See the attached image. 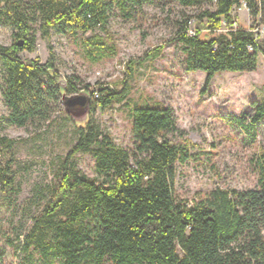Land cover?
<instances>
[{
  "label": "trees",
  "instance_id": "1",
  "mask_svg": "<svg viewBox=\"0 0 264 264\" xmlns=\"http://www.w3.org/2000/svg\"><path fill=\"white\" fill-rule=\"evenodd\" d=\"M159 1L0 0V26L15 30L12 45L0 46V92L9 123L22 128L36 120L47 122L57 98L75 91L61 79L50 48L45 65L19 58L21 52L35 51L36 30L46 39L52 33L77 39L97 28L106 30L113 9L133 18ZM169 1L197 11L184 17L176 40L186 56V71L206 74L205 89L217 74L256 70L258 55L264 56L257 32L264 26V0ZM242 2L253 21L247 29L234 28L233 12ZM84 42L92 51L103 50L97 37ZM96 94L98 105L107 108L125 101L128 91L105 86ZM249 106V115L227 121L255 137L264 123V98ZM67 113L76 144L55 176L47 202L19 241L22 264H264V151L257 162L258 189L217 187L190 206L175 194L176 168L199 151L177 127L171 108H130L131 151L114 145L87 112ZM16 145V140L0 136V190L7 194L17 186L12 169ZM79 152L91 154L96 177L76 170L71 160Z\"/></svg>",
  "mask_w": 264,
  "mask_h": 264
},
{
  "label": "rangeland",
  "instance_id": "2",
  "mask_svg": "<svg viewBox=\"0 0 264 264\" xmlns=\"http://www.w3.org/2000/svg\"><path fill=\"white\" fill-rule=\"evenodd\" d=\"M196 13L195 9L161 0L145 5L133 18L113 9L106 30L97 28L77 39L56 33L46 39L36 30L35 51L21 52L19 58L45 65L50 61L51 49L52 62L61 79L70 82L75 91L57 98L49 121L36 120L22 128L9 123V112L0 92L3 119L0 136L17 141L12 163L15 193L0 190V264H22L19 241L29 232L31 217L47 202L55 176L76 144L74 126L64 106L67 98L86 95L90 100L86 110L90 122L108 135L114 145L127 151L133 148L132 106L171 108L177 127L184 131L187 141L197 145L195 151H199L196 158L176 168L175 194L190 206L217 187L259 188L257 162L264 151V123L257 127L255 137H251L232 126L227 117L249 115L250 103L264 98V56L258 55L254 72L217 74L205 89L206 74L186 71V56L176 40L184 17ZM233 16L234 28L247 29L253 24L247 10L235 9ZM189 27L194 34V23L190 22ZM14 32L10 26H0V46L12 45ZM257 32L264 47V26ZM202 35L205 37L206 33ZM93 37L101 40L102 51H92L85 44V40ZM105 86L115 92L126 88V100L100 107L96 93ZM168 138L179 140L172 135ZM71 161L80 174L96 177L95 161L90 153L79 152Z\"/></svg>",
  "mask_w": 264,
  "mask_h": 264
},
{
  "label": "water",
  "instance_id": "3",
  "mask_svg": "<svg viewBox=\"0 0 264 264\" xmlns=\"http://www.w3.org/2000/svg\"><path fill=\"white\" fill-rule=\"evenodd\" d=\"M22 45L21 42H18V46ZM90 100L86 95H78L72 98H67L64 100V106L71 113L74 110H82L86 112L88 110Z\"/></svg>",
  "mask_w": 264,
  "mask_h": 264
},
{
  "label": "built area",
  "instance_id": "4",
  "mask_svg": "<svg viewBox=\"0 0 264 264\" xmlns=\"http://www.w3.org/2000/svg\"><path fill=\"white\" fill-rule=\"evenodd\" d=\"M236 10H237V11L247 10V8H246V4H245L244 2H242V3H241V6L238 7V8H236ZM188 34H189L190 36L194 35V34L192 33V31H190V30L188 31Z\"/></svg>",
  "mask_w": 264,
  "mask_h": 264
}]
</instances>
